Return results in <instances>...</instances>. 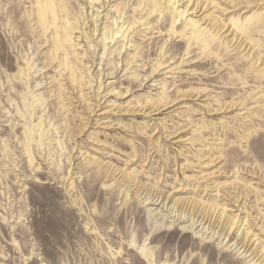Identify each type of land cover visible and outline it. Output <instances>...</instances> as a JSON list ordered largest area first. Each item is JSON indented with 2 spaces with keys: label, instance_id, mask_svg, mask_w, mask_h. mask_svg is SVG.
<instances>
[{
  "label": "rangeland",
  "instance_id": "obj_1",
  "mask_svg": "<svg viewBox=\"0 0 264 264\" xmlns=\"http://www.w3.org/2000/svg\"><path fill=\"white\" fill-rule=\"evenodd\" d=\"M0 264H264V0H0Z\"/></svg>",
  "mask_w": 264,
  "mask_h": 264
},
{
  "label": "bare ground",
  "instance_id": "obj_2",
  "mask_svg": "<svg viewBox=\"0 0 264 264\" xmlns=\"http://www.w3.org/2000/svg\"><path fill=\"white\" fill-rule=\"evenodd\" d=\"M38 10V9H37ZM37 12H39V14H38V18H39V24L42 26V28L44 29V31L46 32L47 30H48V27H49V25H54L55 23H57L56 21H55V19L52 17V21H51V23L50 24H46L47 22H48V20H47V16H48V14L50 13L49 11H48V6H46V5H39V11H37ZM52 13V12H51ZM181 13H184V12H181ZM53 14V13H52ZM252 19V18H251ZM38 20V19H37ZM256 20V19H255ZM249 22H250V24H251V22L252 21H250V19H249ZM248 22V23H249ZM255 23V22H254ZM234 26L236 25V24H233ZM255 25V24H254ZM237 26V25H236ZM250 26V25H249ZM240 27V26H239ZM242 27V26H241ZM238 28V27H237ZM237 28H235V29H237ZM240 29V32H241V28H239ZM246 28H244L243 29V31L245 30ZM218 31H219V29H218ZM123 35V34H122ZM128 36H126V38H127ZM106 40V39H105ZM166 104V103H165ZM168 104V103H167ZM148 200V204H150V205H159L160 203H157L158 202V199H156L155 201H154V199H148V198H146V201ZM156 210V209H155ZM160 211V210H159ZM154 217H158V221H161L162 220V217L159 215V214H157V213H155L154 214Z\"/></svg>",
  "mask_w": 264,
  "mask_h": 264
}]
</instances>
